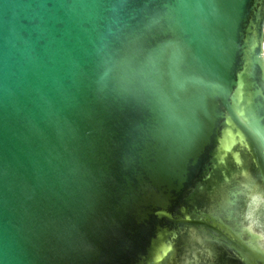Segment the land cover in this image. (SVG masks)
Listing matches in <instances>:
<instances>
[{
    "label": "water",
    "instance_id": "obj_1",
    "mask_svg": "<svg viewBox=\"0 0 264 264\" xmlns=\"http://www.w3.org/2000/svg\"><path fill=\"white\" fill-rule=\"evenodd\" d=\"M99 2L0 0V264H246L264 248V0L170 10L218 48L193 29L191 70L199 50L215 78L186 86L203 107L166 135L86 74L95 41L160 9Z\"/></svg>",
    "mask_w": 264,
    "mask_h": 264
},
{
    "label": "snow or ice",
    "instance_id": "obj_2",
    "mask_svg": "<svg viewBox=\"0 0 264 264\" xmlns=\"http://www.w3.org/2000/svg\"><path fill=\"white\" fill-rule=\"evenodd\" d=\"M108 2L101 0L96 6L103 8ZM154 3L161 14L154 16L146 28L126 25L113 38L94 42L88 54L86 74L102 89L146 102L161 122V135L170 130L186 133L192 124V113L203 107L200 102L194 106L185 103L182 94L186 86L190 82L204 84L201 77L215 78L205 54L199 50L196 51L197 70H191L193 29L204 36L213 51L218 48L217 38L210 36L203 21L186 28L170 15L173 8H203V0H154ZM60 6L68 9L63 0ZM258 38V34L250 37ZM75 66L79 73V63ZM211 87L215 88V84ZM256 199L261 204L264 219V193L254 201ZM249 247L246 264H264V248L258 249L254 244Z\"/></svg>",
    "mask_w": 264,
    "mask_h": 264
},
{
    "label": "built area",
    "instance_id": "obj_3",
    "mask_svg": "<svg viewBox=\"0 0 264 264\" xmlns=\"http://www.w3.org/2000/svg\"><path fill=\"white\" fill-rule=\"evenodd\" d=\"M263 51H264V44H263Z\"/></svg>",
    "mask_w": 264,
    "mask_h": 264
}]
</instances>
